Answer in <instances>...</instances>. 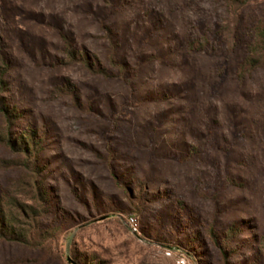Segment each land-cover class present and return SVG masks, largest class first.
Wrapping results in <instances>:
<instances>
[{"label":"rangeland","instance_id":"1","mask_svg":"<svg viewBox=\"0 0 264 264\" xmlns=\"http://www.w3.org/2000/svg\"><path fill=\"white\" fill-rule=\"evenodd\" d=\"M260 22L264 0H0V135L41 144L0 142V205L45 207L0 264H264Z\"/></svg>","mask_w":264,"mask_h":264},{"label":"trees","instance_id":"2","mask_svg":"<svg viewBox=\"0 0 264 264\" xmlns=\"http://www.w3.org/2000/svg\"><path fill=\"white\" fill-rule=\"evenodd\" d=\"M88 61H86V64L90 70H93V66ZM264 67V23L260 22L258 23L252 33V39L247 45L246 48V57L242 61V63L239 66L240 74L242 77H244L247 74H250L251 72L263 68ZM96 72V71H93ZM99 74H105L103 71L98 72ZM5 72L0 70V113L3 114L5 122L9 128L12 127V124L14 121L18 118L15 112L10 109L2 99L1 95L4 92V88L6 86L5 81ZM11 132V131H10ZM27 137H21L17 139H6L4 136L0 135V142H5L14 152L16 153H22L28 156V159L36 163V160H33L37 158L38 154V148H40V140L38 137L34 134V131H29V134H25ZM25 167L29 169V166L27 165V161L25 163ZM41 187L37 188V193L39 199L44 202V195L43 192L40 191ZM16 208V213L19 215L20 218L24 219H30V223L32 225V222L34 224H38L39 218L42 217V214L44 212V208L42 206V210L38 212V209H36L33 206H26V205H18L15 204L14 206ZM140 213V210L138 209L137 214ZM17 215H14L13 212L10 213V211L5 212L0 205V238L7 240V241H17V242H24L26 241V231L25 230H17L15 228L16 222L18 220ZM213 237H215V234H212ZM168 249H176L179 250L181 253H185V251L180 248H176L173 246H168ZM224 261L225 264H228V257L224 253Z\"/></svg>","mask_w":264,"mask_h":264},{"label":"built area","instance_id":"3","mask_svg":"<svg viewBox=\"0 0 264 264\" xmlns=\"http://www.w3.org/2000/svg\"><path fill=\"white\" fill-rule=\"evenodd\" d=\"M126 221H127V224L129 225V227L131 228V230L133 232H135V233L138 232V223H137L135 218L129 217L126 219ZM170 255H171L170 252L167 253V256H170ZM177 264H187L186 259L184 257H180L177 260Z\"/></svg>","mask_w":264,"mask_h":264}]
</instances>
